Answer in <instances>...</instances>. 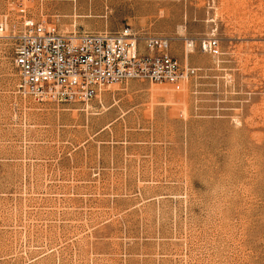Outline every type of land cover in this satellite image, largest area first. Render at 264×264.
Returning a JSON list of instances; mask_svg holds the SVG:
<instances>
[{"label": "rangeland", "instance_id": "374dc122", "mask_svg": "<svg viewBox=\"0 0 264 264\" xmlns=\"http://www.w3.org/2000/svg\"><path fill=\"white\" fill-rule=\"evenodd\" d=\"M180 1L171 55L194 74L85 103L15 65L23 21L60 31L69 1L0 0V264H264V0Z\"/></svg>", "mask_w": 264, "mask_h": 264}, {"label": "built area", "instance_id": "2783aa9c", "mask_svg": "<svg viewBox=\"0 0 264 264\" xmlns=\"http://www.w3.org/2000/svg\"><path fill=\"white\" fill-rule=\"evenodd\" d=\"M204 52L218 56L216 39L202 41ZM24 85L40 97L88 102L103 88L132 79L176 84L194 70L171 55L168 38L118 32L61 33L52 25L23 21L14 49Z\"/></svg>", "mask_w": 264, "mask_h": 264}, {"label": "crops", "instance_id": "0c3cea01", "mask_svg": "<svg viewBox=\"0 0 264 264\" xmlns=\"http://www.w3.org/2000/svg\"><path fill=\"white\" fill-rule=\"evenodd\" d=\"M63 8L50 7L61 33L118 32L130 27L139 35L156 34L171 40L184 31V21H172L168 9L184 7L180 0H68ZM71 31L65 32L66 29ZM65 30V31H63ZM189 30V36H196Z\"/></svg>", "mask_w": 264, "mask_h": 264}]
</instances>
